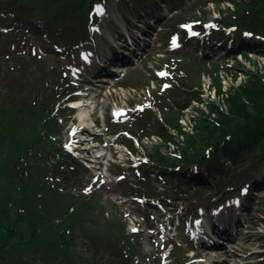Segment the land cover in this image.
Instances as JSON below:
<instances>
[{
    "label": "trees",
    "instance_id": "16d2710c",
    "mask_svg": "<svg viewBox=\"0 0 264 264\" xmlns=\"http://www.w3.org/2000/svg\"><path fill=\"white\" fill-rule=\"evenodd\" d=\"M97 1L0 0V264H161L159 258L139 254L138 235L129 231L123 217H107L110 209L100 203L98 194L79 190L83 173L60 138L64 126L60 119L74 85L61 71L49 68L35 47L32 35L38 27L21 26L24 17L38 15L51 41L71 44L89 37V12ZM233 1L236 9H229L219 26L234 31L236 45L253 43L264 50V0ZM185 14L171 19L169 27H176ZM212 30L221 39L228 38L224 31ZM207 64L176 59L171 65L190 88L196 86L189 77L191 66L199 68L198 76L213 73L219 93L223 92L220 65L211 69L205 68ZM240 67H225L235 78L241 70L249 75L225 96L227 110L211 103L210 115H201L194 133H185L180 154L156 148L158 157L149 163L150 169L172 178L175 200L182 195L179 180L207 183L224 171L228 158H250L253 169L264 166V70ZM197 93L176 86L156 91L164 121L157 119L152 131L174 140L167 126L180 129L179 118L166 110L169 101L183 108ZM160 146L168 148L166 143ZM176 247L178 263L182 247Z\"/></svg>",
    "mask_w": 264,
    "mask_h": 264
},
{
    "label": "rangeland",
    "instance_id": "374dc122",
    "mask_svg": "<svg viewBox=\"0 0 264 264\" xmlns=\"http://www.w3.org/2000/svg\"><path fill=\"white\" fill-rule=\"evenodd\" d=\"M195 1L175 0L171 4L167 0L165 9L168 14L164 16L161 23L164 30L160 33L157 30L154 32L155 34L147 37L151 40L148 52L141 59L136 57L139 61L132 66H127L125 68L126 72H123L122 75L108 77L107 80L102 77L105 74H102L101 70L102 67L111 65L109 63L114 53L112 43L121 36V31L127 32L128 25H132L131 21L136 20L142 15L141 13H144L145 6L152 8L156 5L154 0H143L140 5L133 2V0L128 3L121 0H103L99 10V19L90 30L89 39H78L76 41L72 39L71 44L69 41L68 44L66 43L68 48L65 42H54L46 36L47 27L42 25V23L45 24V21L44 19L41 21L38 15L24 17L21 26L32 29L30 28L32 24H36L35 26L38 27L37 33L32 35L35 40L34 44L42 52L49 68L55 67L62 74H68L69 79L80 88V91L76 92L77 96L87 95L88 99L98 102L97 104L100 105L104 113L103 119L99 122L104 123L102 126H105L104 131L105 133L108 132L109 139L120 142L131 140L134 149L140 152L142 157H147L152 162L158 157L157 149L149 145L150 148L146 151L145 146H140L138 141L136 142L137 139L133 141L130 138L127 131L124 130L127 128L125 125L134 121L135 130L146 134L155 125L152 121L149 130L143 128L150 123L147 121L149 120L148 117L155 121L157 117L163 119L158 108L154 105L156 98H154L153 92L161 86H166L161 79H154L158 70H168L170 67L168 64L170 58L165 56L171 53H179L186 59L197 61L199 55L204 56L207 54L208 50L200 49L201 42L195 40L191 41V45L186 47L185 44L180 42L174 52L173 50L172 52L167 51L171 48V44H168L171 41L166 25L168 24L167 19L172 15V9L183 11L186 8V20H197L202 21V23L210 22L220 14L223 15L227 12L224 8L226 6L224 1L226 0H216L215 3L212 0L206 6L201 4L196 6L195 4L196 8L194 10ZM232 6H236L235 3ZM220 8L226 12L220 13ZM146 27L147 30H150L147 25ZM136 32L143 34V30H137ZM143 36L147 35L143 34ZM176 45L177 43H175ZM253 55L251 63L244 58L240 64L252 69L255 66L257 67L254 63L257 62L258 66L262 68L264 55L259 56L255 53ZM217 59L219 58H216V56L208 55L204 58V61L208 62L210 60L211 63L205 68L210 66L209 68L212 69L218 64L221 66L220 73L222 76L225 75L224 78L226 84H228L225 86V90L231 84L238 85L241 79H232V76L227 75L229 72L224 68L226 66L225 62L228 60L225 57ZM197 68L190 67L192 72L189 71V74L191 73L189 77L197 85L195 89L202 87L205 90L203 95L207 97L209 85L218 84L210 72L204 71L201 76H198L199 68ZM172 74L174 73L172 72ZM240 76L242 79H246L247 74L242 72ZM112 81L119 82V85L115 86L114 83H110ZM187 83L188 81L185 79H174L170 82L171 87L177 86L180 91L190 88L185 85ZM119 86L123 87L119 88ZM221 102H224L223 96ZM169 103L170 110L176 114L178 111L175 104H173V100L171 99ZM124 107L127 110L125 114L113 121L114 111L121 110L116 108L123 109ZM76 116V112L68 110L67 120L62 121L64 126L60 138L71 148L75 147V142L78 139L83 138L82 135L86 131L82 122L77 123ZM110 134L112 135L110 136ZM143 141H147L146 138ZM147 143L151 144L150 141ZM134 154L136 156L134 155L133 158L136 161L138 155ZM74 164L82 167L83 173H85L82 182L78 184L79 189L81 191L87 190L92 194L100 191L98 200L100 203H105L106 208L110 209L107 217H123L122 220L126 223L129 231L140 232L138 237L140 240L139 254L141 255H148L152 259L161 258L159 251L166 245V239L168 238L165 237V235L167 236L165 227L176 219H180L182 226L178 229V237L173 241H179L186 247L185 250L180 251L184 264H229L224 257H203L199 254L193 257L195 251L197 252L200 248L203 249L206 230L209 226L212 228L215 225L214 222L222 225L221 222L234 223L235 219H239L240 225L243 226H238L235 238H240V242L245 248L258 249L261 247L264 249V185L259 188L261 191H258L260 192L257 193L258 195L253 193L251 196L250 192L243 190L249 186L255 187L262 180L264 166L261 164L258 167L259 169L251 168L252 160L250 158L243 159L242 156L238 160L226 161L224 171L217 173L218 177L209 180L208 184L203 182L198 185V182L189 183L185 181L186 185L184 186L187 194L184 192L185 194L179 197L181 200H178V202L173 201L169 196L173 190L172 178L159 177L152 172L148 161L145 163L146 165L144 163L140 165L139 163L138 166H134L132 169L115 166L111 170V176H106L105 179L93 176L88 168L78 161ZM138 168H140V171L142 169V176L139 174ZM122 171L127 177L119 174ZM153 189L156 194L151 193ZM197 189L198 191H195ZM133 225L139 228H134ZM168 254L167 251L163 257L168 256ZM225 254L228 256L229 253L226 251ZM166 258L168 261L171 259L170 257ZM244 264H264V261L258 262L255 256H252L250 261Z\"/></svg>",
    "mask_w": 264,
    "mask_h": 264
},
{
    "label": "bare ground",
    "instance_id": "6f19581e",
    "mask_svg": "<svg viewBox=\"0 0 264 264\" xmlns=\"http://www.w3.org/2000/svg\"><path fill=\"white\" fill-rule=\"evenodd\" d=\"M87 113H90V111H88L87 109H85V110H83L82 115H83V116H86ZM84 122H85V123H88V122L86 121V118L84 119Z\"/></svg>",
    "mask_w": 264,
    "mask_h": 264
},
{
    "label": "snow or ice",
    "instance_id": "6c2138e0",
    "mask_svg": "<svg viewBox=\"0 0 264 264\" xmlns=\"http://www.w3.org/2000/svg\"><path fill=\"white\" fill-rule=\"evenodd\" d=\"M135 230V229H134Z\"/></svg>",
    "mask_w": 264,
    "mask_h": 264
}]
</instances>
